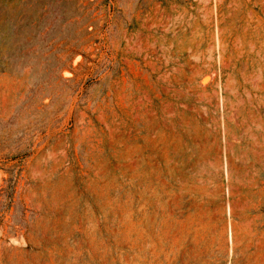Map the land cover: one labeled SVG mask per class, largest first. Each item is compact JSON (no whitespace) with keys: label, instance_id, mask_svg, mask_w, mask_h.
<instances>
[{"label":"rangeland","instance_id":"obj_1","mask_svg":"<svg viewBox=\"0 0 264 264\" xmlns=\"http://www.w3.org/2000/svg\"><path fill=\"white\" fill-rule=\"evenodd\" d=\"M0 264H264V0H0Z\"/></svg>","mask_w":264,"mask_h":264}]
</instances>
